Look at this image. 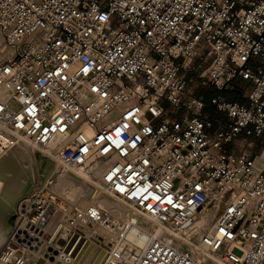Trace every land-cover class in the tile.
<instances>
[{
    "label": "built area",
    "instance_id": "2783aa9c",
    "mask_svg": "<svg viewBox=\"0 0 264 264\" xmlns=\"http://www.w3.org/2000/svg\"><path fill=\"white\" fill-rule=\"evenodd\" d=\"M235 80L246 103L223 95ZM189 82L220 91L214 133ZM18 140L152 222L100 264H264V0H0V142ZM26 203L36 230L127 227L46 182Z\"/></svg>",
    "mask_w": 264,
    "mask_h": 264
},
{
    "label": "bare ground",
    "instance_id": "6f19581e",
    "mask_svg": "<svg viewBox=\"0 0 264 264\" xmlns=\"http://www.w3.org/2000/svg\"><path fill=\"white\" fill-rule=\"evenodd\" d=\"M57 140L58 137H55L52 142ZM25 143L27 142L18 140L14 144L6 146L2 142H0V173L2 174L3 178L1 179V181L9 182L8 185L12 187L10 190L11 192L19 190L20 182L22 181L21 179H24V177H20L22 175L21 171L23 169L25 171H34L36 170L37 166V169L40 168L41 173L44 175L49 173L51 165V167L53 168L52 171L54 173L50 174L51 176L46 179L50 184L53 183L51 184V186L53 187L52 189L54 192L56 191L55 193L58 195L59 199L69 202V204L72 205L76 210H81L87 207H84L83 204L88 206H98L105 213L109 214L115 224L122 227L123 225L127 226L121 238H119L118 232H116L117 236L110 234L107 238L108 241L103 242V245L102 243H100L101 240L97 242L99 244V247L101 248V251L98 255H95L97 257L92 264H100L103 250L108 246L109 243L113 241H117L116 244L122 250H131L135 255H138L141 252L153 228V224L151 221L139 216L125 204L124 205L128 209L118 203L113 202V198L110 199L109 196L103 195L104 193L102 194L100 190L88 189V191H83L82 185L77 181L79 180L77 179V175H67V173V176H65V173H62L58 169H56V167L43 155L42 156L47 161L43 159L34 160L33 158H31L28 149H26V147L24 146ZM263 158L264 153L261 158L256 159L257 168H260L262 166ZM93 167L95 168L96 166ZM6 170L7 174L9 172V176L5 173ZM91 176L95 178V180H97L98 178L97 174H92ZM81 177H89V180L91 178L90 176L84 175ZM93 178H91V180ZM29 188L23 190V195L21 198L22 201H28V198L25 197L31 190V188ZM71 201H73L74 204ZM22 203L20 205H22ZM20 205L18 204V209L20 208ZM5 212L6 203H3V205L0 204V243L2 239H4L5 234H8V230L11 228L10 225H12V223H10L9 221L11 218V214L9 213L10 215L8 216V219H6L5 216L8 213ZM25 220L26 218L24 219L23 224ZM130 220L132 221L130 222ZM100 228L106 229V227L103 225L80 223L78 224V228L75 231H72L64 221H57L53 233L51 234V236H49L50 238L47 241L46 247H41L39 251L34 252V256L38 253L39 255H37V257L35 258H32L30 264H73L77 260L78 262L82 261L81 264H84V262L87 260L86 258L88 257L84 259L85 253L83 254V250L85 249L88 240L94 242L95 239L100 235L98 234ZM32 231L38 230H36L35 228ZM13 245H15V242L11 240L7 244L5 249L2 247L3 252L0 254V262L3 264H25V262L29 263L30 261L27 262L26 258L23 259L22 257H18V255L14 256L15 250L12 248ZM11 257L13 261L10 260ZM87 262L85 264H89L90 261Z\"/></svg>",
    "mask_w": 264,
    "mask_h": 264
},
{
    "label": "rangeland",
    "instance_id": "374dc122",
    "mask_svg": "<svg viewBox=\"0 0 264 264\" xmlns=\"http://www.w3.org/2000/svg\"><path fill=\"white\" fill-rule=\"evenodd\" d=\"M249 63H251V65H252L255 62L251 59L249 61ZM182 64H183V68H184L183 69L184 75L185 76H189V72L187 71L188 67H190L189 63L184 61ZM188 90H190L192 92H195V93H198V94L201 93L200 87L197 86V84L193 83V82H189L188 83ZM239 91H240L239 86L238 85H234V86H232L231 90L226 92V93L239 94L240 93ZM205 93L206 94L203 93V95L208 97L210 95L217 94L218 91L213 88V89H210L209 91H207ZM24 146L26 147V149H28L31 158H33L34 160H39V159L45 160V158L42 156L43 155L42 152L35 150L28 143H25ZM45 161H47V160H45ZM52 169L53 168L50 165L49 173L48 174H44V175L41 173L40 168L37 169V166H36V170H34V171H32V170L31 171L30 170H26L25 171L23 169L21 171L22 175L20 177H24V179H21L22 181L20 182L19 190L18 191H14V192L10 191L12 187L10 185H8L9 182L1 181V179H3V178H2V174L0 173V183H1L0 184V204L3 205V203H6V212L5 213H8V214H6L5 217H6V219H8V216L11 214V218H10L9 221H10V223H12V225H10L11 228L8 230V234H5L4 239H2V241L0 243V254L3 252L2 251L3 248L5 249L7 244L12 240L13 242H15V245H13V247H12L15 250L14 256L18 255V257H22L23 259L26 258L27 262H29V261L30 262L29 263L25 262V264H30L31 261H32V258H35V257H37V255H39V253H38V254H36L34 256V252L39 251L41 247H44V248L46 247L47 241L50 238L49 236H51V234L53 233L54 227H55L60 215H53L52 217H46L43 221H41L39 223V227H40L39 230L40 231L39 230L38 231H32L33 229H31V227H29V224L27 222H24V224H23V221H24L25 215H26L23 209H24V205L27 204V203L24 200H23L24 201L23 202L21 200V198H22V195H23V190L28 189L29 187L32 190V187L33 188L35 186L39 187V186H41V184H43L45 182H46L47 185L50 186V184H48V182H47V179H48L49 176H51L50 174L54 173L52 171ZM5 173L7 174V170H6ZM6 174H5V176H6ZM29 174H31V175H29ZM7 175L8 176L10 175L9 172H8ZM64 175L65 176H67V175H75L76 176L77 175V177H78L77 179H79L77 181L82 185L83 191L84 190L88 191V189L100 190L91 181H87L86 179H84L83 177L79 176L78 174L68 173L67 175L66 174H64ZM91 175L92 174L87 175V176H90L91 178H93ZM92 180L96 181L95 178H93ZM28 184H30V185H28ZM51 184H53V183H51ZM31 190L28 192V195H30ZM28 195L25 198H28ZM103 195H105V194H103ZM30 201H31V199H30ZM112 201L115 202V203L120 204L121 206L126 207L124 204L120 203L116 199H112ZM71 202L73 203V201H71ZM21 203H22V205H20ZM18 204L20 205L19 209H18ZM83 206L85 207V206H88V205H84L83 204ZM75 207H77V206H75ZM17 209H18V211H17ZM92 225H96V224H92ZM98 234H100L98 236L99 238L97 237L94 242L93 241L91 242L90 240H88L87 245H86L85 249L83 250V254L85 253L84 254V259L86 257H88V258H86L87 260L84 262V264L87 261H90L89 264H92L94 262L95 258L97 257L95 255L99 254L100 247H99V244L97 243L98 241L101 240L100 243H102V245H103V242L108 241L107 238L109 237L110 234H112L114 236H117L116 231L115 232L113 231V233H111L110 231L108 232V230H106L105 228L104 229L100 228L99 231H98ZM101 234H103V235H101ZM37 237H39V238H37ZM89 254H90V256H89ZM91 255H92V258H91ZM10 260L13 261L12 257H11ZM81 263H82V261L78 262V260H77L73 264H81ZM0 264H3V263L0 262ZM68 264H71V263H68Z\"/></svg>",
    "mask_w": 264,
    "mask_h": 264
},
{
    "label": "crops",
    "instance_id": "0c3cea01",
    "mask_svg": "<svg viewBox=\"0 0 264 264\" xmlns=\"http://www.w3.org/2000/svg\"><path fill=\"white\" fill-rule=\"evenodd\" d=\"M235 83L236 85H242V84H245L247 85L245 82H242V81H239V80H235ZM214 87L212 86H203V87H200V91L201 93L198 94L196 93V96L201 99L203 102H204V111L208 117V119L210 120L211 122V125L210 127L208 128V131L210 133H214L221 125L225 124L226 121H227V118L224 114L220 113V112H217L211 105H210V98L219 94L220 91H218L217 94H214V95H210V96H205L203 95L206 94L205 92L209 91L210 89H213ZM203 92V93H202ZM240 94V93H239ZM229 94V93H226L224 92V97L226 100L230 101V102H238V103H246V99L243 98L241 96V94ZM224 149L229 152V153H237L239 152L241 149H242V141L240 139H237L235 140L233 143H229V144H225L224 145Z\"/></svg>",
    "mask_w": 264,
    "mask_h": 264
}]
</instances>
